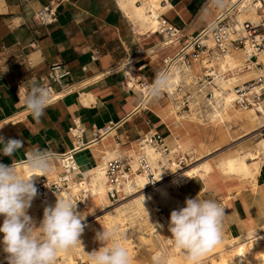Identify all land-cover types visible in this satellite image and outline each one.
<instances>
[{"label": "crops", "instance_id": "1", "mask_svg": "<svg viewBox=\"0 0 264 264\" xmlns=\"http://www.w3.org/2000/svg\"><path fill=\"white\" fill-rule=\"evenodd\" d=\"M211 1L168 0L169 4H159V13L179 30V41L166 46L165 36L143 29L125 13L120 0H0V136L23 142L13 157L0 153V163L11 166L14 160L19 165L35 146L56 155L68 152L74 146L70 128L75 121L86 129L83 148L75 155L83 179L85 173L106 163L103 148L127 156L132 143L152 131H160L169 142L172 127L167 107L158 98L146 100L141 88L151 86L156 73L162 71L165 58L175 56L214 21L218 9L213 8ZM52 2L57 5V20L42 25L35 15ZM232 56L243 59L242 55ZM59 63L71 69L72 74L65 81L73 85L74 91L50 103L37 123L20 97L32 81L44 86L50 67ZM183 66H189V75L196 85L195 79L204 73V66L200 61ZM130 67L134 68V86L129 84ZM182 86L185 93L192 91L187 88L189 85ZM168 95L177 101L181 94L175 91L173 96L169 92ZM179 103L176 102L177 108ZM194 104L193 96L191 105ZM110 123L119 126L97 142V131ZM61 172L60 161L55 158L46 178L53 182ZM201 178L196 176L179 187L178 195H199L225 205L223 239L245 234L251 222L264 225V164L254 191L251 186L243 187L241 180L225 178L220 173L210 174L208 183ZM31 207L28 215L38 227L44 208L39 201ZM57 260L58 264L63 263L60 257Z\"/></svg>", "mask_w": 264, "mask_h": 264}, {"label": "bare ground", "instance_id": "2", "mask_svg": "<svg viewBox=\"0 0 264 264\" xmlns=\"http://www.w3.org/2000/svg\"><path fill=\"white\" fill-rule=\"evenodd\" d=\"M139 1L142 2V5L137 4ZM160 1L161 0H120V5L125 13L129 15L130 18L134 19L137 24L139 23L143 29L154 32L158 29L156 17L159 13L157 8L160 4ZM244 6L246 8L242 9V11L238 14V19L240 22L244 21L245 19H251L254 22H259L260 17L256 13L255 8L247 5L246 3ZM205 42L210 46L214 45L212 39L210 38L205 40ZM232 55H242L243 59L241 60L240 58H235ZM213 64L217 65L221 71L226 70L228 67L239 68L244 65V54L242 52H231L228 53L224 58H220L219 60L211 63V65ZM179 65L182 66L180 67ZM183 65L185 64H173L171 70L168 72L170 75V88L167 91L172 94V96L182 80L186 78V76L190 77L188 71L190 70V68H188L189 66L184 67ZM133 69V67L128 69L129 84L131 86L136 84V78L132 75ZM242 78L243 75L234 73L230 79L227 81L223 80L220 85L224 88H228ZM191 79L193 78L191 77ZM141 90L147 93V87H143ZM200 93L203 94L204 91L199 92L198 87L196 86V95L193 96L195 98L198 95L203 101L204 97ZM148 99L149 97L146 95V100ZM205 99L208 102L207 107H203L200 104V99L197 97V100L195 99V104L192 106L190 111L191 113H189L188 117L185 115H178V117L182 120L189 118L193 120L192 122L196 124L198 123L202 129H206L207 135L204 134V138H207L208 141L213 142L215 139L220 141L218 148L212 151L211 147H207V149L206 146L204 147V138L201 136L202 133L199 134V148L201 147L206 149V156L211 155L216 150L218 151L221 148L222 141L228 136L231 137L230 128L234 124L247 126L249 128L248 132L257 131L264 127V114H261L252 107L240 105L237 101L233 100L232 94L224 95L218 88H213V96L206 97L205 95ZM83 101L87 102L85 99ZM202 118H207L208 123H206ZM108 136L109 135L104 136L97 142L106 139ZM143 138L132 143L130 157L135 160L141 149H144L149 154L153 164H156L159 154L151 145L147 143H141L144 141ZM177 142V149H182L183 147L182 151L191 150L189 142L188 145L185 144L184 146H181L183 144H180L179 141ZM143 144L144 146L142 148ZM103 149H105L103 161L120 155L118 150H111L108 147ZM185 153L183 152V154ZM263 155L264 138H262L261 141V148H258L256 151L249 150L235 153L231 156L222 157L216 164V167L228 178L231 177L232 179L239 178L240 180H255L257 175L260 173L261 165L264 164ZM200 159H202V157H199V159L196 160L199 161L198 164L192 163L188 167H183L181 170L174 171L171 175H166L164 172H161L160 175L163 176L156 185L151 187L146 185L147 180L145 175L137 172L134 179L129 180V182H127L125 185V191L129 196L123 197L117 201L121 203L125 199L131 198L128 203H124L122 205H117L116 202L111 200L108 196L105 162L100 163L97 167H94L89 172L85 173V179L82 178L80 182L74 181L70 186V188H72L71 192L61 190L58 193H51L41 198L36 196V199L40 202L44 209L46 207L54 206L57 198L71 199L74 203L76 202V211L79 212L78 209L81 206L75 200L74 195L76 196V194L82 188H84L86 193L91 192V196L95 200V203L102 206V209L107 210V208L117 205L112 211L110 210L111 212L105 214L100 230L93 232V237L96 238V233L102 231L103 226L108 228L115 227L117 229L118 235L124 237L122 243L126 247H130L132 241L130 237L127 238V233L124 234L126 232L124 226L126 223H128V221L131 223V229L139 228L138 234L140 236V240L148 242L151 240L152 234L155 237H158L159 230H165L169 223V218L164 216V214H155L156 211L154 212V205L156 203H160L161 205L165 206L168 211H170V213L172 210H178L185 206L184 202L186 198H182L181 195H174L171 191L172 188H175L179 192V187L188 184L190 180L196 176L202 177L206 182L208 181L209 174L214 169V167L209 160L202 161V159V162H200ZM133 162L135 163V161ZM134 169H136V164H134ZM17 170L22 171L25 177L32 175L24 162L18 165ZM38 177L39 176L32 177L33 183L36 182ZM33 200H35V198ZM33 200L31 205L34 203ZM3 219L4 217L0 215V220H2V222ZM157 225H161L162 227H155ZM262 239H264V225L257 226L251 222L248 224V232L245 234L238 237H233L230 240H225L222 238L220 243L217 244L214 249H211L205 254L204 258L209 259L206 264H264V241H262ZM81 247L78 245L77 247L66 252L59 253L57 258L64 257V259H69V261H72L74 254L83 257ZM167 252L170 264H187L186 261H184V263L181 261V256L183 253L182 251L172 248V250H167ZM233 261H235V263H233ZM0 264H8L7 257L0 255ZM55 264H58V262L56 261Z\"/></svg>", "mask_w": 264, "mask_h": 264}, {"label": "clouds", "instance_id": "3", "mask_svg": "<svg viewBox=\"0 0 264 264\" xmlns=\"http://www.w3.org/2000/svg\"><path fill=\"white\" fill-rule=\"evenodd\" d=\"M213 2L220 8L226 6L225 0ZM130 63L129 60L128 65ZM169 88L170 75L162 70L156 73L146 95L156 99ZM20 99L35 121L40 123L51 103V94L46 87L32 81ZM0 146V153L13 157L23 142L13 138L5 140L0 136ZM55 158V153L39 146L33 147L26 153L24 162L32 173L28 177L17 170L14 160L11 166L0 163V215L4 217L0 225V233H3L0 244L8 254V264H55L59 253L81 245L79 237L85 228L82 223L85 216L76 211V202L57 198L54 206L44 209L38 227L27 212L37 195L32 177L47 176L52 171ZM184 203V207L170 213L168 231L171 236L168 242L184 253L187 264H200L201 258L222 239L225 208L216 200L203 199L199 195L186 198ZM96 239L102 246L88 254V264H132L128 248L122 243L124 237L118 235L115 227L103 226V230L96 233ZM152 264H170L169 257L166 253H157L152 257Z\"/></svg>", "mask_w": 264, "mask_h": 264}, {"label": "built area", "instance_id": "4", "mask_svg": "<svg viewBox=\"0 0 264 264\" xmlns=\"http://www.w3.org/2000/svg\"><path fill=\"white\" fill-rule=\"evenodd\" d=\"M162 3L169 4L168 0H161L160 4ZM245 3L255 8L260 17L259 22H254L251 19L240 22L238 14L246 8ZM211 4L213 8L218 9L214 21L197 37L192 38L175 56L165 58L162 70L169 72L173 64L176 63L190 65L193 61H200L205 69L204 73L197 75L195 79L199 92L206 91V97H212L213 88H218L224 95L232 94L233 100L240 105L252 107L264 114V0H225L226 6L223 8L217 7L213 0ZM35 19L42 25L55 22L57 20V5L52 2L51 5L44 7L35 15ZM156 19L158 21L157 32L165 36L164 44L166 46L179 41V30L173 24L161 13H158ZM209 38L212 39L213 46L205 42ZM231 52L244 54L242 67H228L221 71L217 65H211L214 61L224 58ZM234 73L243 75L244 79H240L228 88L220 85L223 80L230 79ZM71 74L72 71L66 64L59 63L50 67L49 78L44 87L51 94V103L62 95L74 91L73 85L65 81ZM182 83L184 82L182 81L177 86L176 93L182 95V106L190 107L193 94L191 92L185 93ZM166 93L168 94V92ZM118 126L119 123H110L99 129L96 133V140L109 135ZM70 133L74 138L73 148L64 154L56 155V159L60 161L62 167V172L58 178L49 182L46 176L41 175L34 183L38 198L51 193H58L61 190H70L74 181L80 182L84 178L75 155L83 148L86 129L79 121H75L70 128ZM143 137L144 141L141 143L151 145L159 154L156 164H153L152 159L144 149H141L135 160L127 155L108 159L105 163L108 196L114 202L125 196V185L129 180L134 179L137 172L145 175L146 185L151 187L159 182L163 176L160 175L161 172L171 175L174 171L188 166L191 161L188 154L173 152L167 136L160 131H152ZM134 164H136V169H134ZM154 180V183H150ZM82 192L80 196L76 197V200L81 204L86 199V191ZM221 206L225 208V205L221 204Z\"/></svg>", "mask_w": 264, "mask_h": 264}, {"label": "rangeland", "instance_id": "5", "mask_svg": "<svg viewBox=\"0 0 264 264\" xmlns=\"http://www.w3.org/2000/svg\"><path fill=\"white\" fill-rule=\"evenodd\" d=\"M182 81L184 82L182 84L189 85V86H187V88H190L192 90L191 91L192 94L195 96L196 95V86L193 85V81H192L191 77L187 76ZM204 93H206V91H204ZM201 95L203 96L204 94H201ZM177 97L179 98V100H177V101L180 102L178 104V105H180V108L176 107L177 101L175 100V98L170 97L168 94L163 93L158 99H160L162 101V103L167 107V111L169 112L168 116H169V120L171 121L170 125L172 127V135L169 138V143L171 145V148L174 152L179 151L182 154H183V152L184 153L186 152L185 154H188L191 158L189 165H191L192 163L198 164L199 161H196V160L199 159V157H202L203 160L200 159V162H202L204 160H209L214 167V169L211 171L210 174L220 173L225 178H228L224 174H222L218 170V168L216 167V164L218 163V161L222 157L231 156L235 153L245 152V151H249V150L250 151H256L258 148H261V141H262V138H264V127H262L261 129H259L257 131H253L254 132L253 133V132H248L249 128L247 126L234 124L230 128L231 137L228 136L222 141L221 148L218 151L216 150L211 155L206 156L205 151H206L207 147L208 148L211 147L212 151H213L216 148H218V146H219L218 144L220 141L218 139H215L213 142H210L207 140V138H204V134L207 135V130L202 129L198 123L196 124V123L192 122L193 120H191L189 118H186L183 120L179 119L178 115H185L188 117L189 113H191L190 111H191V108L193 105H191V107H183L182 106L183 98L181 97V95H177ZM197 97L200 99V104L203 107L208 106V102H205L204 100L202 101L201 97H199L198 95H197ZM197 97H195L196 100H197ZM202 119L206 123H208L207 118H202ZM148 133H150V132H148ZM165 133L167 134V132H165ZM168 134H171V132H169ZM199 134H201V136L204 138L203 144L205 143L204 147L206 146V149L205 148L203 149L200 147L202 149L201 150L199 148V145H200L199 144L200 140L198 138ZM142 137H143V135H142ZM177 141H179L180 144H183L181 146H184L185 144L188 145V142H189V146H190L191 150L190 151H182L183 147H182V149H180V148L177 149V147H178ZM128 155L130 156V154H128ZM263 158H264V155H263ZM250 161H252V160H250ZM188 166H186V167H188ZM229 178H231V177H229ZM235 179L240 180L239 178H235ZM255 180L251 179V180H241V181H243V187L245 185H248L249 187L251 186V188L254 191L258 187L257 182ZM71 191H72V188H71L70 192ZM171 191L173 192L174 195H178V191L175 188H172ZM81 193H83V192L79 191L76 194V196L74 194H72V195H74V198H76V197L80 196ZM85 195H88V196L84 200L83 204L78 203L81 206L78 209L79 210L78 213L84 214V216H85L84 221H82V223L85 224V228H84L83 233L79 237V239L81 241L80 247L82 246L81 251H82L83 257H80L79 255L74 254L72 261H69V259H64V257H60V259L63 262L62 264H73V263L74 264L75 263L76 264H78V263L79 264H88V259H87L88 254H90L93 251L99 250V248L102 246L101 243L96 238L93 237V232L100 230L101 225L103 224L105 214H107L108 212H111L119 204L122 205L124 203H128L131 199V198L125 199L126 201L124 200L121 203L116 202L117 205H114L110 208H107V210H106V209H102V206L97 205L95 203V200L91 196V192L85 193ZM128 196H129L128 193H126L125 196H123V197H128ZM34 198L37 201L36 197H34ZM35 200H33V201L35 202ZM162 206L163 205H161L160 203H156L154 205V212L156 211L155 214L161 213V214H164V216H167V218H170V211H168V209L165 206H163V207ZM2 223H3L2 220H0V225H2ZM130 224H131L130 221H128V223L125 224L124 228H125L126 232L124 234L127 233L128 234L127 238L130 237V239L132 241L131 246L127 247V248H129L128 251H129L130 256L132 257V264H152V257L154 254H156L157 252H162V253L167 254L168 253L167 250H172L173 247L171 245H169L168 242L166 243V241H168V238H170V236H171V233L168 231V227L165 229L166 231L164 229L159 230V236L158 237H155L152 234L151 240L148 242H144V241L140 240V236L138 234L139 228H132L131 229ZM2 238H3V233H0V241H2ZM262 241H264V239H262ZM164 243L167 246H165ZM164 246H165V248H164ZM214 248H212V249H214ZM0 251H1L0 255L7 257L8 254L3 251V245L2 244H0ZM181 258H182V260H181L182 263H184V261H185L184 253H182ZM208 261H209L208 258L205 259L204 257H202L200 264H206ZM233 263H235V261H233ZM184 264H186V263H184Z\"/></svg>", "mask_w": 264, "mask_h": 264}]
</instances>
